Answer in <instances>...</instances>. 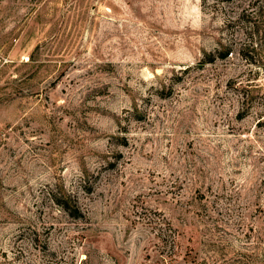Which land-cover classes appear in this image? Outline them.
<instances>
[{
  "label": "rangeland",
  "instance_id": "rangeland-1",
  "mask_svg": "<svg viewBox=\"0 0 264 264\" xmlns=\"http://www.w3.org/2000/svg\"><path fill=\"white\" fill-rule=\"evenodd\" d=\"M258 5L0 0V264H264Z\"/></svg>",
  "mask_w": 264,
  "mask_h": 264
},
{
  "label": "trees",
  "instance_id": "trees-1",
  "mask_svg": "<svg viewBox=\"0 0 264 264\" xmlns=\"http://www.w3.org/2000/svg\"><path fill=\"white\" fill-rule=\"evenodd\" d=\"M248 8H251V9L247 10ZM248 8H243V10L239 14V18L242 19V16H246V19H244V20L250 21L251 20L250 15L255 14V16H258V14L264 13V9H263L262 5H258L257 8H255L257 10L254 12V14H252V11H254V8H252L251 6H248ZM255 22H256V20H255ZM255 28H256V30L258 29L257 24H256ZM232 48H233L232 45L226 46L223 55H228V53H230L233 50ZM239 53H240L241 57H243L249 61H255L256 60V59H254V56H253L256 54V52L253 49H250L248 47H246V49H244V47H243L242 49L240 48Z\"/></svg>",
  "mask_w": 264,
  "mask_h": 264
}]
</instances>
